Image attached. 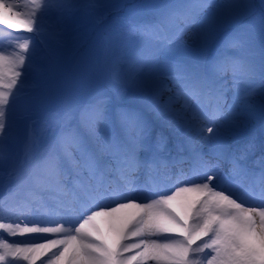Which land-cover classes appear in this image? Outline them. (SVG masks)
Masks as SVG:
<instances>
[{"label":"snow or ice","instance_id":"6c2138e0","mask_svg":"<svg viewBox=\"0 0 264 264\" xmlns=\"http://www.w3.org/2000/svg\"><path fill=\"white\" fill-rule=\"evenodd\" d=\"M77 7L78 0H0V25L37 33L46 12L55 11L67 25ZM251 7L248 0H187L160 6L154 22H120L115 38L134 36L141 46L130 58L115 57L107 65L111 94L66 107L68 123L43 161L49 189L71 192L82 218L67 229L63 223L21 227L0 222V230L12 235L63 234L40 236L45 242L23 247L0 240V264H36L46 253H51L47 264H264V172L258 196L255 185L241 192L233 178L248 175V149L233 151L230 144L243 127L257 77L264 87V12L258 60L250 29L223 35ZM9 37L19 42L10 55L0 50V139L7 108L31 67L34 43L31 36ZM185 48L196 53L194 59L182 58ZM160 76L174 88L167 101L153 87ZM129 88L138 102L123 105ZM145 109L175 124L179 138L172 148ZM186 160L192 164L190 174L174 190L151 180ZM141 171L150 189L147 183L138 185ZM121 184L128 194L119 190Z\"/></svg>","mask_w":264,"mask_h":264},{"label":"rangeland","instance_id":"374dc122","mask_svg":"<svg viewBox=\"0 0 264 264\" xmlns=\"http://www.w3.org/2000/svg\"><path fill=\"white\" fill-rule=\"evenodd\" d=\"M185 2L187 0H78V7L67 25L55 11L40 17L39 32L30 33L34 42L30 52L31 67L7 108V127L0 139V161L6 167L5 172L0 173V197L9 187L5 182L9 172L23 165L25 148L31 145L35 152L36 146L41 144L40 149L53 140L60 127L68 123L64 118L68 105L80 106L100 93L111 94L107 65L115 57L130 58L142 43L134 36L116 39L120 22L144 23L141 19H157L162 10L160 6ZM213 2L220 3L221 0ZM248 3L252 7L239 24L224 33L229 35L233 30L250 29L258 60L264 0H248ZM207 14V11L202 13L200 19ZM9 33L4 32L2 39L15 51L19 41L11 39ZM11 36L23 37L13 33ZM184 39L189 38L185 36ZM181 53L182 58L194 59L196 56L188 48L182 49ZM163 86L173 87L163 76L154 79L155 89L160 90ZM121 102H138L131 88ZM62 122L64 126H61Z\"/></svg>","mask_w":264,"mask_h":264},{"label":"bare ground","instance_id":"6f19581e","mask_svg":"<svg viewBox=\"0 0 264 264\" xmlns=\"http://www.w3.org/2000/svg\"><path fill=\"white\" fill-rule=\"evenodd\" d=\"M0 30H4V32L11 31L10 33H13L14 31L7 30L3 25H0ZM17 32V34L15 33L16 35H22L23 37L31 36V34L27 32ZM185 41H187L188 44L191 43L190 39H185ZM0 50L5 51V53L9 55L14 51V49H12L9 44H7L4 40L2 41V36H0ZM169 88L171 87L163 86L159 90L162 94V100L164 101H167L168 95L171 93V91H168ZM253 88L254 92L247 100V109L244 117L243 127L237 130L236 134L231 138L230 141L233 142V151L237 149L243 150L245 148H247L248 150L251 148H259V154L257 155L256 159L264 162V153H261L262 151H264V128H261V125L264 122V87H261L260 80H255ZM228 99L229 101H231V93H229ZM176 106L179 107V105ZM146 116L147 119L154 125L155 131L162 132L166 137H170L171 139L177 141V139L179 138V134L174 131V123L169 126V124L165 122L164 118H157L155 113L149 110H147ZM253 128H257L261 134V139L257 138L258 142L255 146L252 141L250 143L249 136L240 143L236 141L238 138H241L240 134H242V130L249 133V131H252ZM204 134L207 135V132H205ZM53 141L54 139L49 142L43 149H40V152L36 153H32L30 147L27 146L25 148V154L22 156L25 160L23 165L17 166L14 170H11L9 172V176H7V180L5 181L9 184V187H7L4 197L0 200V222L11 223L15 225L19 223L15 219L16 216H20L23 219L25 218L22 223H19L21 227H31L34 223L37 222H40V226L54 227L57 223L64 222V218L62 217L59 212L60 210L58 209L62 207L65 208L66 202L51 196L52 194L48 192V190H50L48 187V182L41 177L42 174H44L43 161L47 156L46 150L53 144ZM205 147L207 148V146ZM207 150L208 148L205 149V152H207ZM225 166L226 168L228 167L227 164H225ZM234 178L235 179H233V183L239 188V190H245L244 182L242 180L243 178L241 176H236ZM174 186H176V184ZM174 186H171L169 188V191L174 190ZM42 204H48L51 206V208H48L45 205L43 206ZM45 208L47 210V215L53 217L54 220L48 219L43 214V209ZM23 212H28L30 216L33 215V218L23 217ZM71 220L73 221V223L70 224H75L78 223L80 219L77 220L73 218ZM64 227L65 229H67L66 225H64ZM62 235L63 234L55 235L28 233L22 235L19 233L16 235H12L6 230H0V240L19 243L21 247L31 243L45 242L43 239L38 238L40 236H47L48 238L57 239L61 238ZM52 251L56 252L58 251V249H53ZM50 256L51 253H46L36 261V264H47ZM13 264H26V262L19 260L14 261Z\"/></svg>","mask_w":264,"mask_h":264}]
</instances>
